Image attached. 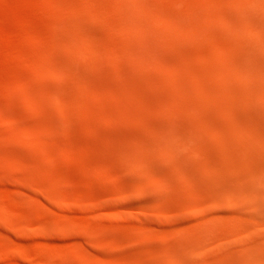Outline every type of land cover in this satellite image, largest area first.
Masks as SVG:
<instances>
[{"label": "rangeland", "instance_id": "1", "mask_svg": "<svg viewBox=\"0 0 264 264\" xmlns=\"http://www.w3.org/2000/svg\"><path fill=\"white\" fill-rule=\"evenodd\" d=\"M0 113V264H264V0H0Z\"/></svg>", "mask_w": 264, "mask_h": 264}, {"label": "bare ground", "instance_id": "2", "mask_svg": "<svg viewBox=\"0 0 264 264\" xmlns=\"http://www.w3.org/2000/svg\"><path fill=\"white\" fill-rule=\"evenodd\" d=\"M66 30H67V28H66ZM82 35V34H81ZM87 36V35H86ZM29 37H30V39H31V42L32 43H34L35 44V46L36 45H38V46H43V41H42V39L40 38V36L39 35H37V34H35L34 32L33 33H29ZM43 38V37H42ZM71 39V38H70ZM46 41H47V39H45ZM73 40V39H72ZM74 41V40H73ZM34 46V45H33ZM37 48V47H36ZM39 56V55H38ZM32 57V56H31ZM27 58V60L28 61H32L33 63H35L36 64V66H38L39 67V64H37V60L36 59H34V58ZM41 57H43V56H41ZM50 59V58H49ZM49 61V60H48ZM32 62H30V64L32 63ZM33 65V64H32ZM31 65V66H32ZM20 84L22 85V86H24L26 89H29V86H28V84L26 83V82H24V81H21L20 82ZM24 96V95H23ZM26 98V97H25ZM33 98V97H32ZM58 98V97H57ZM23 100V99H22ZM58 100H56V102H57ZM32 102H33V100H32ZM34 103V102H33ZM59 106V105H58ZM60 109L63 111L64 110V107H63V105L61 104L60 106ZM39 108H41V107H39ZM61 111V112H62ZM4 111H2V113H3ZM2 113H0V114H2ZM63 113V112H62ZM4 114V113H3ZM4 116V115H3ZM5 118H6V116H5ZM13 118V117H12ZM7 119V118H6ZM8 120H10V121H12V119H10V118H8ZM13 121H15V120H13ZM21 122H23V121H21ZM12 123V122H11ZM23 124H25V123H23ZM23 124H21V125H23ZM28 126H25L23 129L26 131L25 133H27L28 131H30L28 128H27ZM54 131V130H53ZM31 133V132H30ZM43 134H44V131L42 132ZM48 133H49V131H48ZM32 134V133H31ZM35 134V135H34ZM30 135V134H29ZM33 135V137H28L27 135L26 136H24V141L26 142V143H29V144H31V145H35L36 143H33L34 142V140L35 141H38L39 139H41V138H43L42 136V134L39 132L38 133V135L36 134V130L34 131V133L32 134ZM50 135H52L51 134V131H50ZM23 136H21V137H23ZM53 136H55V135H52V137ZM23 139V138H22ZM21 139V140H22ZM45 139H48V138H45ZM53 139H55V138H53ZM38 145V146H37ZM36 146H37V149L39 150V151H42V152H44L45 151V141L43 140V139H41L40 141H39V143L37 144ZM2 154V153H1ZM8 155V154H7ZM45 155V154H44ZM49 155V154H48ZM9 156V155H8ZM247 158V157H246ZM2 160L3 161H10V156H9V158H7L5 155H4V157H2ZM19 160V159H18ZM20 161V160H19ZM2 162H0V164H1ZM10 163V162H9ZM3 164V163H2ZM17 164V163H16ZM7 165V164H6ZM1 166V165H0ZM8 166H10V165H8ZM3 167V166H2ZM7 167V166H6ZM14 168H16L15 167V165L13 166ZM4 168V167H3ZM14 168H11V169H14ZM17 168H18V166H17ZM11 169H9V170H11ZM24 169V168H23ZM27 169V168H26ZM26 169H24L23 171H25ZM16 170V169H15ZM22 169H20V171H21ZM18 171V170H17ZM19 172V171H18ZM17 174V173H16ZM19 174V173H18ZM101 175V174H100ZM19 176V175H18ZM53 177V176H52ZM117 177V176H116ZM20 178V177H19ZM19 178H17L18 180H19ZM50 178H51V176H50ZM55 178V177H54ZM221 178V177H220ZM21 179V178H20ZM108 179V178H107ZM22 180H24L25 182L27 181V180H25V179H22ZM256 180H257V183L259 182V177L256 175ZM23 181V182H24ZM223 181H226V182H228L227 180H226V178H223ZM243 181V180H242ZM241 181V182H242ZM20 182V181H19ZM22 181H21V183H23ZM28 182V181H27ZM31 182V181H30ZM29 182V183H30ZM32 183V182H31ZM26 185V184H25ZM28 185V184H27ZM32 185H35L34 187H37V184L35 183V184H32ZM243 185V184H242ZM262 184H260V186H261ZM19 186H20V184H19ZM21 187H22V185H21ZM25 187L26 186H23V188L25 189ZM122 187V186H121ZM29 188H30V186H29ZM29 188L28 189H26V190H29ZM40 188H42V187H40ZM40 188H37V189H40ZM34 189V188H33ZM33 189H31L30 188V190H33ZM42 189H44V188H42ZM41 189V190H42ZM37 191V190H36ZM38 191H40V190H38ZM44 191V195H46V196H42V195H40L41 197H43L44 199H45V197L46 198H53L52 196H51V193L50 192H48V190H43ZM39 194H42L41 192H38ZM194 193V192H193ZM50 194V195H49ZM60 194H64L65 195V193H62V192H60ZM49 195V196H48ZM249 196H250V200H252V202H254V200H255V196H254V194H252L251 192H249V194H248ZM61 195H59V198H62V197H60ZM63 196V195H62ZM67 196V195H66ZM65 197V196H64ZM64 197H63V199H60V200H53V203L56 205V207L58 208V207H60L59 209H63L64 207H68V206H75V204H76V202H71V201H67V200H65V199H67L68 197H65V199H64ZM198 197V196H197ZM201 197V196H200ZM59 198H57V199H59ZM54 199H55V197H54ZM203 199V198H202ZM46 200V199H45ZM48 200V199H47ZM46 200V201H47ZM51 200V199H50ZM50 200H48L47 202H49ZM97 200V199H96ZM83 202H81L82 204L81 205H83V207H85V208H87V209H94L95 208V206H96V204H95V200L91 197V196H87V199H83L82 200ZM51 202V201H50ZM50 204V203H49ZM51 204H52V202H51ZM50 204V205H51ZM54 204H53V206H54ZM193 204H194V206L198 209V210H201V208L203 207L202 206V203H200L199 201H194L193 202ZM213 204H215V203H213ZM172 209V208H171ZM97 210V209H96ZM169 210H170V208H169ZM156 213L157 214H159V215H166V216H168V217H171L173 214H171L170 213V211H168L167 210V208L165 207V206H163V205H159L158 206V209L156 210ZM175 214V213H174ZM140 215H143L142 213H140ZM156 215V214H155ZM1 216H3L7 221H6V223H7V225L9 224V226L10 227H12L13 229H14V227H17V226H21V224L20 223H18L17 222V216H16V214H14V213H12V212H10L9 210H7V209H3L2 207H0V217ZM158 216V215H157ZM174 216V215H173ZM19 217V216H18ZM4 218H2L1 217V219H4ZM3 223V222H2ZM75 224V223H74ZM74 224H72V225H74ZM40 226V225H39ZM41 226H43V225H41ZM75 226V225H74ZM72 227V226H71ZM77 227H79L78 225H77ZM25 228V227H24ZM40 228V227H39ZM66 228V227H65ZM73 228V227H72ZM231 228V227H230ZM229 228V229H230ZM235 228V227H234ZM25 229H27V227L25 228ZM60 229H63V227H61ZM79 229V228H78ZM233 229V228H232ZM237 228H235L234 229V233H235V230H236ZM239 229L240 228H238V230H236L237 232L239 231ZM84 229H82L81 231H83ZM74 231V230H73ZM233 231V230H232ZM240 231H243V229L242 230H240ZM246 231V230H245ZM78 232V231H77ZM84 232V231H83ZM86 232V231H85ZM228 232V231H227ZM75 233V232H74ZM85 234V236H83V239H85V237H87L86 235L87 234H89L88 232H86V233H84ZM91 235V234H90ZM220 235H221V233H220ZM220 235H218V237H219V239L222 237V235H221V237H220ZM240 235V234H239ZM242 235V234H241ZM244 235V234H243ZM89 236V235H88ZM91 237L97 242V240H98V237L97 236H92L91 235ZM164 237H166V236H163V238ZM168 237V236H167ZM167 237H166V239H167ZM214 237V236H213ZM81 238H82V236H81ZM223 238V237H222ZM87 239V238H86ZM169 239V238H168ZM164 240H165V238H164ZM87 242V241H86ZM91 242V241H90ZM93 243V242H92ZM166 243V242H165ZM99 245V244H98ZM97 245V246H98ZM192 246H194V245H192ZM191 248V247H190ZM189 248V249H190ZM19 255L24 259V260H28V255L26 254V252L23 250V249H20L19 250ZM169 256H170V254H169ZM171 257V256H170ZM176 257V256H175ZM172 258V257H171ZM176 259V258H175ZM72 260H78L79 262H78V264H109V263H106V262H104L103 260H102V258L100 259V258H97V260L96 261H93V260H91V259H89V257L87 256V255H85L84 253H80L79 254V256L78 257H76V258H73ZM174 260V259H173ZM177 260V259H176ZM176 262V261H175ZM138 264V263H137Z\"/></svg>", "mask_w": 264, "mask_h": 264}]
</instances>
